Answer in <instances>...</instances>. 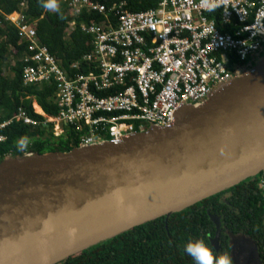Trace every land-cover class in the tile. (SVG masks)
I'll return each instance as SVG.
<instances>
[{
    "label": "water",
    "instance_id": "water-1",
    "mask_svg": "<svg viewBox=\"0 0 264 264\" xmlns=\"http://www.w3.org/2000/svg\"><path fill=\"white\" fill-rule=\"evenodd\" d=\"M262 172L264 53L167 127L119 141L0 162V264H58ZM214 243L221 233V217ZM232 258L263 264L255 241L230 234Z\"/></svg>",
    "mask_w": 264,
    "mask_h": 264
},
{
    "label": "built area",
    "instance_id": "built-area-1",
    "mask_svg": "<svg viewBox=\"0 0 264 264\" xmlns=\"http://www.w3.org/2000/svg\"><path fill=\"white\" fill-rule=\"evenodd\" d=\"M204 2L158 0L155 7L132 12L125 2L107 7L93 0H58L71 16L66 37L78 25L92 39L91 50L67 66L39 39L36 20L22 2L5 17L26 43L20 58L23 85L56 88L58 114H46L32 99L34 112L43 115L44 124L53 123L56 136L72 131L79 145L119 141L145 126H170L183 104L204 101L238 72H248L264 53V35L254 38L252 48L242 44L251 36L243 29L264 20V0H226L244 13L230 7L226 17L221 10L205 12ZM83 12L103 17L78 24ZM219 37L226 38L223 46ZM14 121L38 124L20 107L15 115L0 118V143Z\"/></svg>",
    "mask_w": 264,
    "mask_h": 264
},
{
    "label": "trees",
    "instance_id": "trees-1",
    "mask_svg": "<svg viewBox=\"0 0 264 264\" xmlns=\"http://www.w3.org/2000/svg\"><path fill=\"white\" fill-rule=\"evenodd\" d=\"M94 1L107 7L125 2L126 9L132 12L147 10L158 3V0ZM22 2L27 4L26 13L31 21L36 20L39 39L65 66L78 60L92 47L91 36L82 32L78 25L66 37L65 30L71 16L68 15L65 4L59 5V12H48L41 7V0H0V118H9L15 115L20 107H25L28 115L38 120L37 125L14 121L4 130L8 138L0 143V162L6 156H18L27 151H69L79 145L75 134L70 130L55 136L53 123L44 124L43 115L33 110L32 99L36 100L46 114H58L57 105L53 100L56 89L54 84H43L40 87L23 85L24 63L20 58L25 54L26 43H21L16 27L7 22L5 17L6 14L18 10ZM102 17L97 12L91 15L82 13L76 20L80 24L92 20L99 21ZM11 57L14 58L12 64L9 62ZM6 69L10 70L11 76L5 73ZM23 140L28 141L24 146L21 144ZM228 190L212 195L169 217L161 216L136 226L71 255L58 264H193L192 259L183 251L184 244L188 239L197 237L204 238L210 244L208 236L213 234L205 229L213 224L206 207L217 205L226 208V221L241 223L237 227L227 228L232 234H244L253 239L257 235L264 240L262 172ZM227 192L232 194L234 200L230 202L239 210L235 214L228 211V206L221 200ZM248 221L251 224H248Z\"/></svg>",
    "mask_w": 264,
    "mask_h": 264
},
{
    "label": "clouds",
    "instance_id": "clouds-1",
    "mask_svg": "<svg viewBox=\"0 0 264 264\" xmlns=\"http://www.w3.org/2000/svg\"><path fill=\"white\" fill-rule=\"evenodd\" d=\"M41 7L48 12H59L58 0H41ZM230 7L236 9L238 13H243L235 4L229 6L226 0H205L203 10L208 13H216L217 10H221L222 14L226 17ZM241 19H244V15ZM243 30L250 31L251 36L242 41V44L247 46V48H252L254 47V38L257 35H264V20L256 27L245 28ZM225 39V37H219V45L223 46ZM240 55L244 57L246 51H241ZM183 251L192 259L193 264H233L230 253L215 250L204 238L197 237L188 239L184 244Z\"/></svg>",
    "mask_w": 264,
    "mask_h": 264
},
{
    "label": "flooded vegetation",
    "instance_id": "flooded-vegetation-1",
    "mask_svg": "<svg viewBox=\"0 0 264 264\" xmlns=\"http://www.w3.org/2000/svg\"><path fill=\"white\" fill-rule=\"evenodd\" d=\"M261 51H264V50H261ZM263 187H264V183H263ZM230 188H228V189H230ZM228 189H225L223 191H226ZM221 200L224 202V204H226L228 206L227 210L230 211L231 213L235 214L237 211H239L234 206V204H232L230 202V200H234V199H232V194L231 193L227 192L222 197ZM211 208L213 210L217 208L218 210H214V212H211L212 211ZM225 209H226L225 207H220L219 205H217L216 207H211V206L206 207V211L209 214V216L211 214L215 213V215H219L221 217V226H220L221 233H220V236H219V239H218V243H216V242L214 243L213 242L215 237H216V234H217V225L211 219V217H209V218L211 219V222H212L213 226L210 224L208 226V228H206L205 230H208L209 233L213 234L212 236L211 235L208 236V239L210 240V245L217 251L230 253V255L232 257V249H231V246H230V241H231L230 234H232V232H230V230H228L227 228H231L232 226L237 227L241 223L240 222L235 223V222H232V221H226L225 220L226 215H225V211H224ZM262 223L264 225V221ZM248 224H251V222L248 221ZM253 236H254V233H253ZM253 240L255 241V244L257 246L258 252L260 254V258H261V260H262V262L264 264V240L260 239L257 235H255ZM232 261H233V264H240V260L237 263L232 258Z\"/></svg>",
    "mask_w": 264,
    "mask_h": 264
},
{
    "label": "rangeland",
    "instance_id": "rangeland-1",
    "mask_svg": "<svg viewBox=\"0 0 264 264\" xmlns=\"http://www.w3.org/2000/svg\"><path fill=\"white\" fill-rule=\"evenodd\" d=\"M12 58L13 57H11V59L9 60V62L12 64L13 63V61H12ZM14 59V58H13ZM7 75H12V73L10 72V70L9 69H6V72H5ZM54 130H55V132H56V129H54L53 128V132H54ZM55 135V134H54ZM56 136V135H55ZM28 143V141H25V140H23V141H21V144L24 146V145H26Z\"/></svg>",
    "mask_w": 264,
    "mask_h": 264
},
{
    "label": "bare ground",
    "instance_id": "bare-ground-1",
    "mask_svg": "<svg viewBox=\"0 0 264 264\" xmlns=\"http://www.w3.org/2000/svg\"><path fill=\"white\" fill-rule=\"evenodd\" d=\"M36 106V110L38 111V112H40L41 110H40V108H39V106L37 105V104H35Z\"/></svg>",
    "mask_w": 264,
    "mask_h": 264
},
{
    "label": "crops",
    "instance_id": "crops-1",
    "mask_svg": "<svg viewBox=\"0 0 264 264\" xmlns=\"http://www.w3.org/2000/svg\"><path fill=\"white\" fill-rule=\"evenodd\" d=\"M94 1V0H93ZM95 2H97V1H95ZM60 5V4H59ZM66 8V7H65ZM66 10H67V13H68V15L70 16V13H69V11H68V9L66 8ZM83 13H86V14H88L87 12H83ZM89 15V14H88Z\"/></svg>",
    "mask_w": 264,
    "mask_h": 264
}]
</instances>
